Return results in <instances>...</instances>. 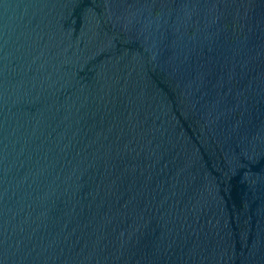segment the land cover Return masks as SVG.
Returning <instances> with one entry per match:
<instances>
[{
    "label": "water",
    "instance_id": "95a60500",
    "mask_svg": "<svg viewBox=\"0 0 264 264\" xmlns=\"http://www.w3.org/2000/svg\"><path fill=\"white\" fill-rule=\"evenodd\" d=\"M0 264H264V0H0Z\"/></svg>",
    "mask_w": 264,
    "mask_h": 264
}]
</instances>
